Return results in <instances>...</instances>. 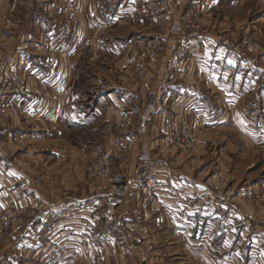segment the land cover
Segmentation results:
<instances>
[{
    "label": "rangeland",
    "instance_id": "rangeland-1",
    "mask_svg": "<svg viewBox=\"0 0 264 264\" xmlns=\"http://www.w3.org/2000/svg\"><path fill=\"white\" fill-rule=\"evenodd\" d=\"M67 1L0 0V264L40 263L39 249L34 250V232L39 230L41 223L44 230H50L55 218L48 219L46 215L48 220L41 221L39 215L48 212V206L58 201L56 199L67 197L84 198L83 204L73 200L66 208L76 218L80 216L79 222L71 221L74 228L71 224L60 227L61 237L57 239H66L64 246L69 242L75 246L69 257L77 264H103L101 244L107 239V230L116 223L130 236L139 264H165L159 249L173 240L170 235H163L166 242L162 244L158 233H166L168 228L173 232L176 230V236L181 239L185 231L188 237H197L204 242L223 228H241H236L239 214L243 215V222L247 225L249 216L235 205L234 199L239 195L233 187L237 181L246 182L247 192L253 197L255 184L264 179V141L255 143L264 138V0H219L211 7L214 0L204 3L202 0H169L170 8L159 10L152 8L155 4L161 5L162 0H153L152 3L150 0L148 3L147 0L143 3L136 0L138 11L128 9L127 14L119 12L118 8L128 5L129 0H109L112 1L110 9L113 6L116 9L99 13L105 24H97L93 30L89 27L87 31L88 41L93 36L104 37L99 46L85 43L83 13L77 0L75 21L62 11ZM47 4L53 6L49 11ZM93 20L95 23L96 19ZM176 22L183 27L189 26L185 37H193L200 43L208 40L197 50L205 54L200 59L187 51L183 79L176 70L169 71L171 55L166 52L162 56L158 49L159 46L164 49L181 37L176 29H171ZM120 37L139 39L142 45L130 46V49L137 50L134 52L136 58L131 55L133 50L128 51L126 42L129 40L115 41ZM151 39L155 42L154 48L146 46ZM208 42L218 43V50L211 56L206 46ZM113 46L121 53L112 50ZM216 56L220 58L215 59ZM209 66L217 72L218 84L227 85L226 77L233 81L234 100L226 102L218 96L221 99L216 101L215 109L220 114L234 109L235 116L237 110L253 126L245 134L248 140L238 131L239 119L234 121V127H230L228 133L227 128L221 126L212 129L208 125L202 130V134L210 138L211 149L220 156L226 155V142L231 136L232 140L228 142L233 144L234 176L230 172L217 175L200 192L194 183L181 181L183 188L195 195L192 202L181 200L184 208L178 212L181 216L173 214L180 205L178 200H169L154 212L151 207L156 206L149 203L151 215L144 222L151 238L148 248L139 239L136 229L129 225L132 210L145 201L131 200L126 194V199L114 204L116 200L103 198L107 192L99 189L100 184H107L110 175L124 184L138 167L140 172L149 173L169 170L171 181L178 180L176 172L181 168V154L193 152L200 156L199 144L196 142L188 151L161 152L164 145L159 146L150 140L155 135L153 123H149L146 132L141 131V116L150 103V92L145 86L155 77L156 86L160 78L163 82L169 78L168 83L183 80L204 88L206 82L196 72ZM193 70L195 74L188 75ZM119 84L132 91L136 87L137 91L120 92V96L110 94ZM111 96L116 97L115 100ZM214 96L216 94L212 93L211 101L216 100ZM123 97L130 101L127 100L129 106L123 105ZM178 118L181 120L182 117ZM157 120L159 128L161 122ZM115 144L123 146L124 154L131 158L126 157L121 168L120 162L112 157ZM148 150L153 158L151 163H147L145 152ZM108 152L113 160L111 174L102 177L93 173L95 164L92 161ZM237 168H241L239 173ZM214 184L222 190H214ZM258 191L254 199H260L259 202L251 200L264 207V187ZM226 192L231 193V200L224 206V213L213 219L215 211L208 205L212 200L210 194L221 200ZM82 211L89 214V218L81 216ZM167 211H171L169 219ZM189 216L202 218L201 226L187 219ZM177 221H181V228H178ZM205 232L211 233L208 239ZM238 232L229 247L240 252L246 246L247 238ZM74 235L77 237L72 240ZM258 237L254 240L259 241ZM80 242L84 243L83 246L79 245ZM49 244L53 242L49 240L45 245ZM143 251L148 254L147 261L142 259ZM248 251L254 252L250 257H255L242 264H264V250L263 254L256 248ZM159 256L160 260L157 259ZM46 264L57 263L49 260Z\"/></svg>",
    "mask_w": 264,
    "mask_h": 264
},
{
    "label": "crops",
    "instance_id": "crops-1",
    "mask_svg": "<svg viewBox=\"0 0 264 264\" xmlns=\"http://www.w3.org/2000/svg\"><path fill=\"white\" fill-rule=\"evenodd\" d=\"M142 3L146 0H140ZM149 0H147L148 3ZM151 3L153 0H150ZM209 0H202V2H208ZM219 0H214L212 2L214 6L217 4ZM77 2L80 5V10L83 13V18H82V27L83 29V34H85L86 37V42L85 43H91L93 45H100L102 39L104 37H90V40H87V31L88 28L90 30H93L94 26H103L105 24L104 21L100 19V14L101 13H107L111 12L116 9V6H113L112 9H110L109 5L112 1L109 0H77ZM211 2V3H212ZM128 5H121L120 8H118L119 12H126L128 9H134L138 11V3H136V0H129ZM169 0H162L161 1V9H167L168 7L170 8ZM48 5V4H47ZM203 8V4H201ZM52 6V4H51ZM50 5L47 7V11H49L51 8ZM53 7V6H52ZM168 8V9H169ZM100 13V14H99ZM96 19V22L94 23L93 19ZM103 23V24H102ZM149 27H151L150 24H148ZM103 28V27H102ZM105 28V27H104ZM99 29V28H98ZM95 34V33H94ZM84 38V36H83ZM146 39V38H145ZM148 39V38H147ZM85 38L83 39V41ZM129 40V41H128ZM208 41L207 39H205ZM115 41L117 42H126L128 44V51H132L133 58L137 53V50L135 51L134 49H130V46H135L139 47L142 45L141 42H139V39L131 38V39H123V38H115ZM206 41H202L203 44H205ZM84 43V42H83ZM86 44V45H87ZM218 43H213V42H208L206 44L209 55L211 53L216 52ZM112 50H116L118 54L121 53V51L118 50V47L112 48ZM145 50V49H144ZM146 51V50H145ZM197 52V51H196ZM162 56H164L163 53H161ZM205 56L204 53L202 52H197L196 57L200 59L201 57ZM153 56H158V55H153ZM211 56V55H210ZM220 58L218 56L215 57V59ZM216 66V64H214ZM206 70L199 71L197 70L196 75L202 78L206 82V85H204V88L199 85H194V84H188L187 82H184L181 80V82L174 83L170 82L168 89V95L164 100V105L161 107L166 112L172 113V114H177L178 117H182L181 119H187L190 121L192 114L193 113H200L203 115V117H207V121L212 124V129H216L221 127L227 128V133L230 127H234V121L236 119H239V129L238 131H241L240 134H242L246 139L247 135L250 132V127L253 126L249 119L244 116L242 117L241 115L238 114V111L236 110V116L234 115V109L231 111H224L222 114L218 110L215 109V106L218 105L216 101H219L218 96H222L223 99H226V102H230L231 100H234V92H233V81H229L228 77H226L227 80V85H220L218 84L217 77L218 74L212 67H206L204 68ZM150 74V72H149ZM195 74V71L193 70L192 73H189L188 75ZM121 74L120 77L121 78ZM160 74H158V77ZM186 76V75H185ZM184 74H181V79H183ZM155 77L152 78L151 83L150 81L147 82L146 88L148 92L155 91L156 88V83H155ZM150 83V84H149ZM57 84V83H56ZM145 84V82H144ZM143 84V85H144ZM181 84V85H180ZM151 85V86H149ZM143 89V87H142ZM135 91L130 90L129 88L125 89L121 84L119 86L115 87V90H112L110 94L114 95H121L122 93L125 94L127 92H136V87L133 89ZM116 92V94H115ZM122 92V93H120ZM120 93V94H119ZM176 93H181L182 95V101L180 106L174 104L175 102L173 101L174 95ZM209 94L210 96H206L205 94ZM212 93L216 94L214 96L216 100L211 101L212 99ZM225 94V95H223ZM125 96V95H124ZM114 100L115 98L111 96ZM127 97V96H125ZM125 97L121 98V101H123V105H127V100ZM129 101V100H128ZM130 103V101H129ZM189 104V105H188ZM128 104L127 106H129ZM188 106V112L187 115H183L182 112L184 109H187ZM220 107V106H219ZM218 107V109H219ZM130 108V107H129ZM131 109V108H130ZM218 114H220L218 116ZM158 120L155 122L156 124L153 126L155 129V140L156 144L159 146L164 145V140L161 135L158 134ZM231 129V128H230ZM251 135V134H249ZM205 139L199 142L198 144V149L199 153L201 154L198 156L195 153H189V154H181V168L178 169L176 172L177 175L181 177L182 182H191L194 183V187L198 188V192H200L202 189H204L208 184L212 183V180L217 176V175H225L226 172H230L232 176L233 175V144H229L228 141H231V136L229 135V140L226 142L225 148L227 149L226 155L225 156H220L221 154L216 151L211 149L209 146V141L210 138L204 137ZM227 138V136H226ZM262 140H256L255 143H260L262 144L264 141V138H261ZM227 140V139H226ZM248 140V139H247ZM259 144V145H260ZM206 146H209L208 149H205ZM205 152V153H204ZM203 153V155H202ZM198 156V157H197ZM204 156V157H203ZM203 157V158H202ZM197 158V159H196ZM197 161V162H196ZM196 162V163H195ZM197 164V165H194ZM241 168H237V173ZM232 172V173H231ZM238 176V174H237ZM178 178V176H177ZM264 178V177H263ZM57 181V180H56ZM254 186V185H253ZM261 187H264V179H261L258 181V183L255 184L254 189L252 190L255 195L253 197L251 196V192H247L249 190V187L247 186L246 182L244 183H239L238 181L236 182V186L233 188L235 189V192L239 195V197L235 198V205H238L241 207V212L245 213L246 215L249 216L250 222L246 225L243 220V215L239 214L237 215V218L239 221L237 222L236 228L238 226H241V228H237V230H234V228H223L219 232H216L212 235V238L210 240H205L204 242L201 241L200 239H196L197 237H188L187 234L188 232L184 231V234L182 235V239L176 236V230L174 232L172 231L171 228H168V231L166 233L159 232L158 235L161 237L163 240L162 244L166 242V240L162 237L163 235H170L173 241H169L170 243L164 245V248L159 249V252L162 253L163 259L165 260V264H242L248 262L251 258L250 257L251 251H248L249 249L254 250L255 248L257 249V252L261 251L263 254L264 250V239L262 236H264V207L260 206L259 203L252 202L251 199H254L256 196V192H259L258 190H261ZM232 188V189H233ZM55 203H51L48 207L49 210L48 212L41 213L39 215L40 220L42 219L48 220L51 218H55L52 220V226L50 230H44L42 223L39 225L40 228L39 230H36L34 232V238L36 239V244L34 246V250L39 249L38 252V259L40 263L37 264H46L47 261L53 260L55 263L59 264H77L74 261L70 260L69 253L73 247H75L71 242L67 246H64V243H67L66 239L63 238V240L59 239L61 236L60 234V227L67 226L71 224V221L75 220L79 222V217L74 215L73 212H70V210H67L69 206L72 205L73 200H79V204H83L84 198L80 197H67V198H62V199H56ZM60 200H65L60 201ZM251 200V202H250ZM256 201L260 199H254ZM259 202V201H258ZM255 203V205H254ZM260 207V208H259ZM81 208H85L84 206H81ZM182 211V210H181ZM82 211L81 216H84L86 218H89V214ZM46 215H48V219H46ZM199 216V215H196ZM186 218V216L184 217ZM190 221L194 220L196 221L198 225L201 226L202 224V218H196L189 216ZM205 219V218H204ZM199 220L200 222H198ZM117 222V220L115 221ZM119 222V221H118ZM193 222V224H194ZM119 223H116L114 227L108 229V235H106V238L104 240V243L101 244V250L104 252L103 255V264H139L135 250L133 248V242L128 236L124 228L123 230L121 229V225H118ZM252 225V227H251ZM70 226L73 227V224ZM229 225H227L228 228ZM240 231L242 234L245 235L246 240V246L238 252L237 250H233L231 246V243L233 242L234 238L239 234ZM61 235V234H60ZM208 235L211 236V233L205 232L206 238L208 239ZM252 236V237H250ZM259 236V237H258ZM74 237H77V235H74L72 237V240ZM260 238L259 241L258 239L254 240V238ZM65 238L69 239L68 236H65ZM249 238H252L250 240ZM53 242V244H49L46 246L49 242ZM179 240V241H178ZM58 241V242H57ZM168 241V240H167ZM258 241V242H257ZM56 243H59V246H56ZM180 243V244H178ZM182 243V244H181ZM161 244V246H162ZM63 245V246H62ZM46 246V247H45ZM61 247V249H60ZM67 248V249H66ZM187 253V255H186ZM36 255V254H35ZM34 255V256H35ZM186 256V257H185ZM258 258L260 259L261 257L259 256L258 253ZM158 260L161 259V256L157 258ZM191 260V261H190Z\"/></svg>",
    "mask_w": 264,
    "mask_h": 264
},
{
    "label": "built area",
    "instance_id": "built-area-1",
    "mask_svg": "<svg viewBox=\"0 0 264 264\" xmlns=\"http://www.w3.org/2000/svg\"><path fill=\"white\" fill-rule=\"evenodd\" d=\"M76 5L77 3L75 0H68L67 4L63 6L62 10L70 20L74 19L73 21H75ZM152 9L159 10L161 9V5L155 4ZM172 26L173 27H171V29H176L177 32L181 34V37H179L177 41L173 40L171 45L168 44L164 47V49L161 46H159L158 49L161 50V53H163L164 55H166V52L168 53V55H171V65L168 66L169 71L171 72L176 70L178 72V75H181L184 71V67H187V51H189V53L191 52V54L193 53L192 55L196 56V51L200 47V44H202V41L200 43L193 37H185V32L187 31L189 26L183 27L179 24V22L174 23ZM160 40L163 41V44L165 43L163 39ZM224 42L227 43L228 41L224 40ZM151 45V48L155 47V42L153 39L148 41L146 44V46ZM145 50H147V48H145ZM167 73H165L164 75L166 78ZM172 74L173 72L171 73V75ZM162 80L163 79L161 78L158 80L157 86L155 88L156 90L150 92L149 94L150 103L147 105L146 113L144 112V115L141 116L140 123L142 126H140V129L141 131L146 132L149 123L152 122L154 126L156 120L160 119L161 125L157 131L164 140V147L160 148L161 152L165 151L174 153L177 151L181 152L191 150L192 148H194L196 142L199 143L205 139V136L202 134V130L204 128H208V125L212 126V124L206 121L203 118V115L200 113H193L190 121H188L186 118L179 120L177 114L175 115L161 109V107L164 105V100L168 95V91L170 92V90L168 89L169 78L165 82H163ZM173 101L175 102L174 104L180 106L182 101L181 93H176L174 95ZM187 113H189L188 106L187 109L183 110L182 114L187 115ZM121 126H123V124H121ZM155 138V136H152L150 140L153 139V141H156ZM153 141L150 142V147ZM114 149L115 150L112 151L114 153L112 157L120 162L119 167L121 168L124 166V161L128 157L130 158V155H128L127 157V155L124 154L125 148L120 144H115ZM118 151H122L123 154H120ZM149 151L150 150L145 152L146 157L148 158L147 163H151L153 159L150 156ZM92 164H95L93 166V173H96L99 176L106 177L113 171V160L109 156V152L92 161ZM139 170L140 167H138V169H135L133 171V174L126 180L124 184H121L119 180L112 178V176L114 175H110L109 182L107 184L101 182L99 189L107 192V194L103 196L105 200H116L114 204L117 203L118 200L126 199V194H128V197L131 200L145 201L144 204H138V206L132 210V222L129 223V225L136 229L138 237L142 241L143 245H147V247L150 248L151 238L148 233V229L146 228L147 226L144 224V222L151 215V212L149 211V203L156 206V208L151 207L152 212H154L155 209L160 210L162 208L161 205L166 204L169 200H178L180 201V205L177 209L174 210L177 212H173L174 216L177 217L181 216V214L178 212H180L181 209H184L183 207H181V200L192 202L195 198V195L190 194L186 188H183L180 176L177 178L178 180L174 178V180L171 181L172 173L169 170L162 173H149L146 171L140 172ZM213 189L217 191L222 190L215 184L213 185ZM210 197L212 198V200L209 201L208 205L215 211L213 219H218L219 215H222L224 213V206H226L231 200V193L226 192V194L222 196L221 200H218L216 197L211 196V194ZM157 200L162 201V203L156 204ZM170 213L171 211H167L168 219ZM216 223H218V220H216ZM177 225L178 228H181V221H177ZM177 232L181 233L180 231ZM83 244V242L82 244L80 242L79 245L83 246ZM141 255L142 259L147 261L148 254H146V251H143Z\"/></svg>",
    "mask_w": 264,
    "mask_h": 264
}]
</instances>
